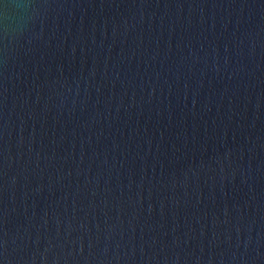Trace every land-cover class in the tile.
Masks as SVG:
<instances>
[{
	"label": "water",
	"instance_id": "water-1",
	"mask_svg": "<svg viewBox=\"0 0 264 264\" xmlns=\"http://www.w3.org/2000/svg\"><path fill=\"white\" fill-rule=\"evenodd\" d=\"M0 264H264V0H0Z\"/></svg>",
	"mask_w": 264,
	"mask_h": 264
}]
</instances>
